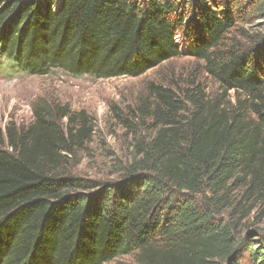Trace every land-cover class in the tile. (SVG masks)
<instances>
[{
  "label": "trees",
  "instance_id": "trees-1",
  "mask_svg": "<svg viewBox=\"0 0 264 264\" xmlns=\"http://www.w3.org/2000/svg\"><path fill=\"white\" fill-rule=\"evenodd\" d=\"M258 14L264 0H5L0 56L26 72L139 76L181 56L182 33L234 99L152 82L131 110L152 135L103 186L69 168L93 132L84 111L44 99L0 125V264H264L242 224L259 204L264 219V28H244Z\"/></svg>",
  "mask_w": 264,
  "mask_h": 264
},
{
  "label": "rangeland",
  "instance_id": "rangeland-1",
  "mask_svg": "<svg viewBox=\"0 0 264 264\" xmlns=\"http://www.w3.org/2000/svg\"><path fill=\"white\" fill-rule=\"evenodd\" d=\"M5 0H0V5ZM244 1V0H243ZM187 17L192 14L191 4ZM244 28L254 34L262 32L264 16L255 15ZM239 27H237L238 29ZM184 34H179L182 55L165 60L139 76L97 78L90 75L72 76L59 68L47 73H29L13 60L0 56V125L14 122L27 124L32 120L33 107L44 100L69 106L72 111H84L92 122V135L76 156L71 157L69 168L73 175L103 186L118 182L124 168L133 160L136 138L148 139L152 130L135 125L131 110L147 95L149 85L161 83L172 87H185L191 80L201 82L212 96L225 102L233 101L234 91L224 92L204 72L203 63L190 55ZM127 120H129L127 122ZM66 121V119H64ZM95 189L85 191L89 193ZM261 204L242 223L244 234L254 236L264 244V219L257 225ZM264 260V249L262 250ZM104 264H134L130 255L120 256ZM241 264H253L246 253Z\"/></svg>",
  "mask_w": 264,
  "mask_h": 264
},
{
  "label": "built area",
  "instance_id": "built-area-1",
  "mask_svg": "<svg viewBox=\"0 0 264 264\" xmlns=\"http://www.w3.org/2000/svg\"><path fill=\"white\" fill-rule=\"evenodd\" d=\"M175 39H176L177 42H179V33H178V35L176 36Z\"/></svg>",
  "mask_w": 264,
  "mask_h": 264
},
{
  "label": "clouds",
  "instance_id": "clouds-1",
  "mask_svg": "<svg viewBox=\"0 0 264 264\" xmlns=\"http://www.w3.org/2000/svg\"><path fill=\"white\" fill-rule=\"evenodd\" d=\"M179 43V42H178Z\"/></svg>",
  "mask_w": 264,
  "mask_h": 264
}]
</instances>
